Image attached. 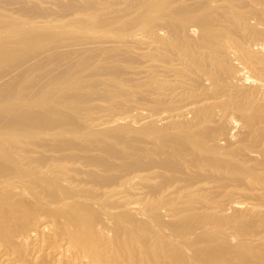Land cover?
Returning <instances> with one entry per match:
<instances>
[{
    "label": "bare ground",
    "instance_id": "bare-ground-1",
    "mask_svg": "<svg viewBox=\"0 0 264 264\" xmlns=\"http://www.w3.org/2000/svg\"><path fill=\"white\" fill-rule=\"evenodd\" d=\"M0 264H264V0H0Z\"/></svg>",
    "mask_w": 264,
    "mask_h": 264
}]
</instances>
